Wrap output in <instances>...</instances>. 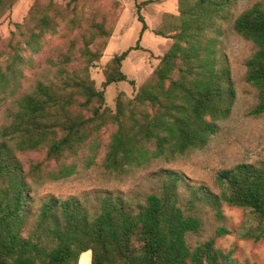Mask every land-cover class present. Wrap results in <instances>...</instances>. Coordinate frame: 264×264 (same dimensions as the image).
<instances>
[{
  "label": "trees",
  "instance_id": "1",
  "mask_svg": "<svg viewBox=\"0 0 264 264\" xmlns=\"http://www.w3.org/2000/svg\"><path fill=\"white\" fill-rule=\"evenodd\" d=\"M16 2L0 0V19ZM178 3L168 36L173 44L132 98L118 95L115 110L106 106L105 90L90 74L111 36L104 25L91 23L90 37L78 50L84 66L66 67L75 60L72 44L53 62L55 77L37 80L23 92L25 71L35 65L33 55L42 49L43 36L55 32L66 17V8L53 0H35L10 36H0V108L3 99L15 97L0 128V264H79L88 251L91 264H252L217 247L216 238L232 233L226 225H218L214 237L195 246L189 238L203 232L206 209L224 221L222 206L227 204L242 209L249 220L238 227L239 236L264 239V159L219 170L218 191L206 184L186 185L183 173L160 169L149 175L144 193L100 192L92 199L46 195L38 201L33 194L32 183L77 173L78 162L67 159L84 146L90 155L83 163L94 164L97 136L110 124L115 130L102 165L115 177L204 149L219 122L230 116L237 96L220 48L226 24L255 46L244 61L246 81L258 94L250 114H264V5L256 2L234 16L236 0ZM137 13L142 35L148 25L141 3ZM155 33L166 37L162 30ZM99 38L100 48L93 50L90 45ZM134 49H143L139 41L112 58L104 87L125 81L135 85L122 70ZM27 50L31 55L24 54ZM42 150L44 158L26 168L20 153Z\"/></svg>",
  "mask_w": 264,
  "mask_h": 264
},
{
  "label": "rangeland",
  "instance_id": "2",
  "mask_svg": "<svg viewBox=\"0 0 264 264\" xmlns=\"http://www.w3.org/2000/svg\"><path fill=\"white\" fill-rule=\"evenodd\" d=\"M35 0H17L12 9L0 19V36L4 39L15 30V23L24 21ZM66 8L70 0H53ZM77 0L66 8V17L58 23L55 32H47L42 40V49L33 55L35 65L25 71L21 92L33 88L37 80L55 77L57 66L65 53L73 48L75 60L66 67L78 68L85 65L79 49L84 45V38L91 34L93 21L104 25L111 33L107 45L99 61L90 67V74L99 89L105 90L106 106L115 110L117 97L120 93L125 98H132L138 89L151 76L158 65L160 57L171 47L174 39L168 37L171 32L173 16L179 14L178 0ZM264 0H236L233 15L236 16L245 8ZM141 3V14L145 17L148 28L141 35L142 22L138 19L137 4ZM225 34L221 38L220 48L227 56L232 70L237 91L236 101L230 116L219 122L218 132L212 136L209 144L202 150H195L174 161L157 160L148 166L137 168L123 177H115L103 168V159L115 126H105L98 134L99 148L96 151L95 163L86 166L83 160L89 154V146L79 150L78 155L71 156L67 162L77 161V173L69 178L58 181L47 180L42 184H33L36 201L46 195H55L62 199L77 196L82 199H92L100 192H123L130 194L136 191L144 193L149 190V175L160 169H172L183 173L185 184L198 186L206 184L218 191L216 174L219 170L229 168L240 162H256L264 159V114L254 116L250 111L257 103V90L246 81L244 61L255 51V46L235 33L231 24L224 25ZM156 30H162L166 37L157 35ZM103 38L97 39L90 47L100 48ZM140 43L143 49L132 50L123 61L122 70L135 85L129 82H119L103 86L105 69L116 54L122 53L130 46ZM25 55H31L29 50ZM15 97L3 99L0 108V128L7 122L5 111L13 105ZM45 151L20 153L26 168L32 162L42 160ZM207 220L200 234H192L189 241L192 245L206 241L215 236L218 225H226L231 234L216 238V245L226 251H232L234 257L241 262L264 264V239L255 241L239 236L237 229L244 221H249L240 208L227 204L222 206L224 221L213 218V211L206 209ZM90 252L83 253L79 264H89Z\"/></svg>",
  "mask_w": 264,
  "mask_h": 264
},
{
  "label": "crops",
  "instance_id": "3",
  "mask_svg": "<svg viewBox=\"0 0 264 264\" xmlns=\"http://www.w3.org/2000/svg\"><path fill=\"white\" fill-rule=\"evenodd\" d=\"M88 252H90V251H88ZM83 255V254H82ZM82 257V256H81ZM80 260H81V258H80ZM89 264H91V253H90V256H89Z\"/></svg>",
  "mask_w": 264,
  "mask_h": 264
}]
</instances>
